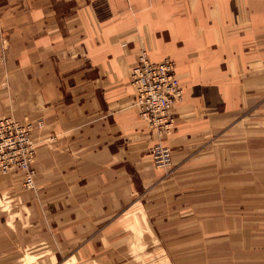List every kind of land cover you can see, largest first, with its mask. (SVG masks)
Instances as JSON below:
<instances>
[{
    "label": "crops",
    "instance_id": "0c3cea01",
    "mask_svg": "<svg viewBox=\"0 0 264 264\" xmlns=\"http://www.w3.org/2000/svg\"><path fill=\"white\" fill-rule=\"evenodd\" d=\"M142 51L176 63L184 93L169 135L135 104ZM0 114L44 123L36 188L20 171L0 174V264H86V242H126L150 198L187 178L200 149L226 150L231 131L239 197L258 203L264 0H0ZM156 142L171 148L175 175L153 164Z\"/></svg>",
    "mask_w": 264,
    "mask_h": 264
},
{
    "label": "rangeland",
    "instance_id": "374dc122",
    "mask_svg": "<svg viewBox=\"0 0 264 264\" xmlns=\"http://www.w3.org/2000/svg\"><path fill=\"white\" fill-rule=\"evenodd\" d=\"M219 142L226 150L200 149L182 172L187 178L150 198V214L126 242H86L79 252L86 264H264V198L239 197L237 131Z\"/></svg>",
    "mask_w": 264,
    "mask_h": 264
},
{
    "label": "built area",
    "instance_id": "2783aa9c",
    "mask_svg": "<svg viewBox=\"0 0 264 264\" xmlns=\"http://www.w3.org/2000/svg\"><path fill=\"white\" fill-rule=\"evenodd\" d=\"M130 82L136 91L135 104L141 118L152 132L159 136L169 135L173 127L172 109L182 100L184 93L174 59L166 57L154 61L146 51H142L130 72ZM43 125L42 119L22 122L13 116L0 114V174L20 171L25 189L36 188L37 171L33 161L37 142L33 132ZM150 152L157 167L171 166L169 146L156 142L150 147Z\"/></svg>",
    "mask_w": 264,
    "mask_h": 264
},
{
    "label": "bare ground",
    "instance_id": "6f19581e",
    "mask_svg": "<svg viewBox=\"0 0 264 264\" xmlns=\"http://www.w3.org/2000/svg\"><path fill=\"white\" fill-rule=\"evenodd\" d=\"M36 141V140H35Z\"/></svg>",
    "mask_w": 264,
    "mask_h": 264
}]
</instances>
